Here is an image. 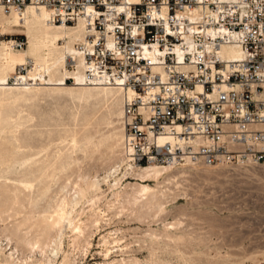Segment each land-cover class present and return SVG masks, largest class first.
<instances>
[{"label": "built area", "instance_id": "built-area-1", "mask_svg": "<svg viewBox=\"0 0 264 264\" xmlns=\"http://www.w3.org/2000/svg\"><path fill=\"white\" fill-rule=\"evenodd\" d=\"M28 7L45 10L49 24L82 25L65 66L86 85L120 90L125 162L264 165V0H0L5 15ZM225 45L243 57L223 58ZM27 67L8 82H27Z\"/></svg>", "mask_w": 264, "mask_h": 264}, {"label": "rangeland", "instance_id": "rangeland-1", "mask_svg": "<svg viewBox=\"0 0 264 264\" xmlns=\"http://www.w3.org/2000/svg\"><path fill=\"white\" fill-rule=\"evenodd\" d=\"M11 32L26 40L19 30ZM28 54L39 61L35 48ZM115 95L113 103L99 98L85 102L46 92L32 101L6 104L0 121V240L4 226L10 230L20 226L24 235L33 237L41 215L57 197L65 194L70 199L84 189L79 202L68 208L71 217L77 213L86 217L93 208L102 217L101 224L90 228L91 245L81 243L74 249L66 230L52 264H59L64 253L75 259L72 264L103 262V237H120L126 250L111 254L110 260L264 264V165L172 168L147 182L157 191L153 203L135 204L138 182L125 171L122 141L117 145L113 136L114 129L123 135L118 117L122 95ZM71 158L77 161L69 164ZM13 193L17 199L12 206ZM92 198L97 202L90 206ZM16 236L12 234L13 240ZM4 252L8 253L1 248L2 260ZM31 259L38 264L40 252Z\"/></svg>", "mask_w": 264, "mask_h": 264}, {"label": "bare ground", "instance_id": "bare-ground-1", "mask_svg": "<svg viewBox=\"0 0 264 264\" xmlns=\"http://www.w3.org/2000/svg\"><path fill=\"white\" fill-rule=\"evenodd\" d=\"M46 16L47 12L45 10H37L30 7L22 15H5L0 9V35H16L18 33H12L11 31L19 30L26 36V46L22 49H15L8 42L0 39V121L3 120L2 112L7 110L6 104L9 102L32 101L41 93L50 92L60 97L70 95L78 101L85 102L99 98L105 102L113 103L116 100L115 94L120 92L118 88L113 86L86 85L82 82L81 72L78 68L75 70L67 69L65 66L67 55H72L74 53V44L84 39L82 25L79 23L74 28L67 25H52L46 22ZM29 48H35L40 52L38 62L35 61V58L29 56ZM221 56L225 59H239L243 57V52L237 45H225L221 48ZM25 64H29L30 68H27V72L21 75V78L27 82L20 86L11 85L8 82V78L13 74L18 65ZM67 78H73L74 82L68 84L66 82ZM122 114L123 109L118 113V117H121V125ZM113 136L117 138V145H119L123 139L120 130L114 129ZM76 161V158H71L69 164ZM171 169L172 167L157 165L134 168L131 164L127 163L125 171L130 173L131 177L138 182L134 185L138 196L134 197V203L137 204L139 202L140 205L153 203V200L157 198V191L147 182L166 175L165 173L171 171ZM96 184V182H93L91 186L95 187ZM75 193L76 195L70 199L65 194L56 198L50 210L41 215L42 219L35 226L37 229L33 237H28L27 233V235H24L20 226L11 230L4 226L2 228L4 230V238H1L0 243L2 241L5 243L4 247L0 244V249L2 248V250L8 251V253L5 254L4 252L5 258L3 260L2 258L0 259V264H33L31 257L36 251L40 252L41 255L38 264H52L56 259L54 257L58 251L62 250L63 237L66 230L70 232L68 242L73 247L72 249L76 246H81V243L86 246L91 245L89 238L92 233L94 235V232L90 228L98 229L102 218L98 212L96 213L90 207L97 202V199L95 198L96 201L94 198L90 200L89 207L92 208V211L86 217H82V213H77L74 217H71V211L68 209L69 206L73 207V205H76L84 196L85 190L78 189ZM16 199L17 196L13 193L11 199L12 206L16 202ZM12 234L17 235V240H13ZM118 238L112 237L110 240H107L109 238L105 239L103 237L101 239L104 247V260L103 262H98V264H140L137 261L133 262V258L130 257L109 259L111 254H118V251L126 254V250H123L121 244H119L120 237ZM20 245L26 248V254L23 253L19 247ZM73 261L75 259H70L68 254L64 253L61 260L57 262L59 264H72Z\"/></svg>", "mask_w": 264, "mask_h": 264}]
</instances>
